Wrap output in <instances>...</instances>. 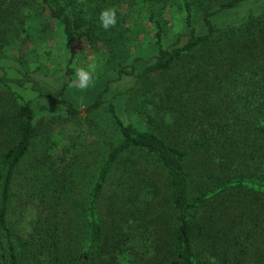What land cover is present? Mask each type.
<instances>
[{
    "label": "trees",
    "instance_id": "obj_1",
    "mask_svg": "<svg viewBox=\"0 0 264 264\" xmlns=\"http://www.w3.org/2000/svg\"><path fill=\"white\" fill-rule=\"evenodd\" d=\"M249 1L0 0V58L14 45L23 49L18 75L0 65V264H119L136 253L134 264H264V0L240 24L214 20ZM172 6L188 31L164 46L160 12ZM109 8L118 22L104 31L98 17ZM133 17L149 24L158 46L141 70L118 67V78L134 83L114 97L123 95L138 121L125 122L104 93L86 107L92 120L104 113L111 137L80 190L77 174L51 162L47 127L16 89L30 88L80 119L83 111L31 76L49 66L27 67L26 57L43 50L56 24L69 64L79 40L126 55ZM31 156L39 170L26 201L34 214L23 228L11 216L14 180ZM109 189L122 213L134 209L133 223L104 219Z\"/></svg>",
    "mask_w": 264,
    "mask_h": 264
},
{
    "label": "rangeland",
    "instance_id": "obj_2",
    "mask_svg": "<svg viewBox=\"0 0 264 264\" xmlns=\"http://www.w3.org/2000/svg\"><path fill=\"white\" fill-rule=\"evenodd\" d=\"M261 1L251 0L236 10L218 13L214 16V20L221 26L240 24L250 11L259 10ZM160 13H162L160 17L166 29L163 44L168 46L174 43L180 34L188 31V28L184 14L179 12L177 6H172L168 10H161ZM131 23L133 40L130 42L131 47L128 48L126 55L113 56L103 46L93 48L91 43H87V40H79L76 44L77 55L73 62L69 64L70 51L65 45V35L62 27L56 24L47 41L40 45L43 50H39L38 55L35 57H26L27 67L38 68L40 64L44 63L49 66L45 71L30 70L31 76L54 91L62 93L64 99L72 102L78 109L83 111L80 119L72 122L68 119V115L62 107L51 99L39 97L30 88L16 89L24 100L31 101L38 122L47 127L48 140L51 141L54 149L51 162L65 164L70 178L77 174L79 176L78 189L80 190L96 162L101 161L104 140L111 137L104 113L99 114L98 117L92 120L86 115V107L93 103L99 94L104 93L106 100L115 103L119 116L125 122L138 121L135 112L127 103V99L123 95L114 97L116 93L126 90L134 83L132 76L118 78V67L121 64L125 67L134 65L141 70L146 62L157 54L158 46L154 42L152 32L149 31V24L145 28L142 22L135 17H133ZM195 27L200 32L205 31V27L197 15ZM36 35L39 36L37 30ZM38 38L42 39L43 37ZM49 52H51L50 55H48ZM22 53L23 49L20 50V46L14 45L6 57L0 58V65L7 66L11 75H18L16 69L22 71L21 61L19 60V55ZM124 57H126L125 60H123ZM73 65L76 67L82 66L86 69L88 66L94 65V83L89 88L79 90L69 87L74 75L73 73L68 75L67 70L69 68L73 69ZM36 168L39 170L37 158L31 156L22 165L14 180L16 198L11 216L15 224L23 228H28L30 217L34 214V212L32 213L33 209L31 211L30 209L27 210L26 201L29 197L28 189L34 185L31 175ZM163 193L164 188L162 189V195ZM109 195L110 189L100 202L101 214L104 219L114 221L127 219L128 223H133L131 213L134 209L122 213L123 204L115 202ZM163 198L160 195L158 199L164 201ZM140 239L144 240L143 238ZM138 249L140 251L145 250L143 247ZM138 255L139 253L129 254L126 258L121 259L119 264H134V258ZM142 255L147 256L148 254L142 253Z\"/></svg>",
    "mask_w": 264,
    "mask_h": 264
},
{
    "label": "clouds",
    "instance_id": "obj_3",
    "mask_svg": "<svg viewBox=\"0 0 264 264\" xmlns=\"http://www.w3.org/2000/svg\"><path fill=\"white\" fill-rule=\"evenodd\" d=\"M99 26L104 30L108 31L117 25V10L115 8L105 9L100 12ZM74 79L70 82L69 87L79 90H84L90 87L94 83V65L85 67H76L73 65Z\"/></svg>",
    "mask_w": 264,
    "mask_h": 264
}]
</instances>
